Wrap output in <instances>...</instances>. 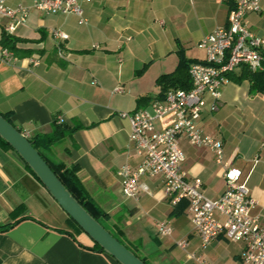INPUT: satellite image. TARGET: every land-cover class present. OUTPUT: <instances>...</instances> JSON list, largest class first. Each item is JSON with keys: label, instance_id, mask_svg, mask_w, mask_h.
Instances as JSON below:
<instances>
[{"label": "crops", "instance_id": "crops-1", "mask_svg": "<svg viewBox=\"0 0 264 264\" xmlns=\"http://www.w3.org/2000/svg\"><path fill=\"white\" fill-rule=\"evenodd\" d=\"M37 1L6 0L8 8L21 5L29 11L11 33L18 39L12 58L0 60V113L9 114L27 138L51 132L54 118L68 127L80 126L44 150L45 155L78 168L87 195L108 214L101 220L148 264H243L241 242L220 234L201 245L187 208L173 211L160 175L141 176L139 184L146 191L139 186L137 198L123 194L117 175L123 165L135 169L141 160L129 141L130 123L119 113L151 111L159 94L156 79L176 70L180 52L203 61L205 52L198 43L227 24L229 4L90 0L81 3L86 21L79 24L74 14L36 9ZM9 21L0 14V34ZM244 23L264 35V0L260 11L245 15ZM53 29L68 38L54 39ZM239 70L223 86L216 111H209L211 99L204 98L198 124L223 142L225 161L248 175L256 200L251 213L264 214V93L252 92L249 81L238 78ZM116 87L121 91L115 92ZM179 145L185 153L183 170L202 181L207 198H218L226 183L213 152L185 137ZM40 188L45 190L18 154L0 145V264H118L96 250L62 209L64 214H47L37 196ZM159 222H167L172 232L159 234ZM6 224L11 225L2 227ZM182 239L185 250L176 244Z\"/></svg>", "mask_w": 264, "mask_h": 264}, {"label": "built area", "instance_id": "built-area-1", "mask_svg": "<svg viewBox=\"0 0 264 264\" xmlns=\"http://www.w3.org/2000/svg\"><path fill=\"white\" fill-rule=\"evenodd\" d=\"M222 1L229 4L227 24L216 27L198 43L204 49L205 58L189 65L190 87L169 88L162 98L152 102L151 111L137 109L119 113L130 123L129 141L141 160L135 169L129 164L123 165L117 175L123 194L133 198H137L139 186L146 191V186L139 184L141 176L160 175L164 195L172 206L181 200L187 201L186 208L202 246L222 234L229 241L243 244L239 253L243 264H264V214L251 213L256 200L247 186L248 175L225 161L223 142L203 132L198 124L206 96L211 99L209 111L218 109L221 90L229 81V75L243 66L251 71L264 69V35L254 34L244 23L247 13L260 11L261 0ZM82 2L90 0H38L34 7L47 14H74L82 24L86 21ZM28 11V7L21 5L8 8L6 0H0V14L10 19L5 32L11 34L23 24ZM52 37L64 40L68 35L53 29ZM12 55L7 48L0 49L1 61H9ZM31 62L38 64V60ZM114 91L119 92L121 88L116 87ZM181 137L187 138L193 146L213 152L226 183L218 198H207L202 181L190 178L183 170L185 153L179 145ZM157 226L161 235L172 232L167 222H159ZM176 244L186 249V240ZM190 257L195 258V255L190 254Z\"/></svg>", "mask_w": 264, "mask_h": 264}, {"label": "trees", "instance_id": "trees-1", "mask_svg": "<svg viewBox=\"0 0 264 264\" xmlns=\"http://www.w3.org/2000/svg\"><path fill=\"white\" fill-rule=\"evenodd\" d=\"M18 41L12 34L5 32L3 29L0 34V46L2 48H7L11 52L16 51V42ZM195 59L187 58L182 52L179 54V61L177 68L174 72L169 74H162L156 79V84L159 86L158 98H162L165 92L171 88H184L188 89L190 87V81L188 76V67L192 62H196ZM230 77V75H229ZM238 78L247 79L250 83V90L252 92H263L264 93V69L262 71H251L246 67H241L239 70ZM144 98H140L139 102ZM7 121L10 123L9 114L0 113ZM80 126L68 127L59 121L58 118H54L52 124V130L49 133L36 134L32 137H28L29 141L32 143L33 147L40 153L44 160L51 167L52 171L58 176L62 183L68 188L72 195L78 200V202L93 216L95 217L116 239H118L122 244H124L115 234H113L101 221V219L108 218L107 212H105L101 207H99L86 193L80 179L77 175L76 166H66L61 161H55L45 155L44 150H48L51 146L55 145L61 141L69 132H72ZM21 132V131H20ZM0 145L10 148H13L0 137ZM14 151V150H13ZM23 161V160H22ZM27 170L32 174V176L38 181L39 179L35 176L29 166L23 161ZM41 183V182H40ZM43 186V185H42ZM187 207V201L181 200L179 203L173 205L174 212L180 213ZM68 220L71 224L78 230L82 229L73 221L69 216ZM11 224L3 225L2 227H8ZM128 249H130L126 244H124ZM96 250L100 252L105 251L96 243L93 246ZM131 250V249H130ZM134 252L138 257L139 254ZM146 264H148L142 257H140Z\"/></svg>", "mask_w": 264, "mask_h": 264}, {"label": "water", "instance_id": "water-1", "mask_svg": "<svg viewBox=\"0 0 264 264\" xmlns=\"http://www.w3.org/2000/svg\"><path fill=\"white\" fill-rule=\"evenodd\" d=\"M0 137L29 166L45 190L60 208L85 232L94 243L118 264H146L134 252L116 239L72 195L51 167L18 128L0 114Z\"/></svg>", "mask_w": 264, "mask_h": 264}, {"label": "rangeland", "instance_id": "rangeland-1", "mask_svg": "<svg viewBox=\"0 0 264 264\" xmlns=\"http://www.w3.org/2000/svg\"><path fill=\"white\" fill-rule=\"evenodd\" d=\"M37 196L39 197L41 205L46 210L47 214H64L58 204L44 189L40 188V191L37 192ZM101 221L110 231L114 233V230L107 222H105L104 220Z\"/></svg>", "mask_w": 264, "mask_h": 264}]
</instances>
